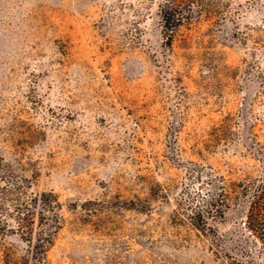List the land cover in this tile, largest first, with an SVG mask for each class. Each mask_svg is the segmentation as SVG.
I'll list each match as a JSON object with an SVG mask.
<instances>
[{
    "label": "rangeland",
    "instance_id": "rangeland-1",
    "mask_svg": "<svg viewBox=\"0 0 264 264\" xmlns=\"http://www.w3.org/2000/svg\"><path fill=\"white\" fill-rule=\"evenodd\" d=\"M263 150L264 0H0V264H37L6 198L49 191L43 264H264L243 204L216 245L173 221Z\"/></svg>",
    "mask_w": 264,
    "mask_h": 264
},
{
    "label": "trees",
    "instance_id": "trees-1",
    "mask_svg": "<svg viewBox=\"0 0 264 264\" xmlns=\"http://www.w3.org/2000/svg\"><path fill=\"white\" fill-rule=\"evenodd\" d=\"M164 25L170 31L181 24L182 17L176 16L171 10L165 8L162 13ZM264 151V150H263ZM197 175L211 183L213 191L206 197H203L201 203L192 207L185 219L177 214L173 221L180 225L189 224L196 229L199 234L210 237L211 244L216 245L221 238L213 221L224 217L225 212L232 204H243L244 228L248 235L244 239L253 242L264 259V174L263 176L252 178L248 181L230 180L226 181L222 175L215 173L211 167L198 165ZM10 199L13 210L16 211L17 228L22 240L32 242L35 248L33 259L37 264H43L46 247L52 243L54 234L61 224L59 213V201L57 195L52 192H41L37 196H29L20 200L17 204ZM150 204L144 202L136 209L139 212H147ZM179 220V221H178ZM183 220L184 222H181ZM1 224V222H0ZM37 226L35 230L34 226ZM249 254L250 250L243 249ZM220 252V251H219ZM216 254H219L218 252ZM4 264H23L27 262H15L5 254ZM239 263V262H238Z\"/></svg>",
    "mask_w": 264,
    "mask_h": 264
}]
</instances>
